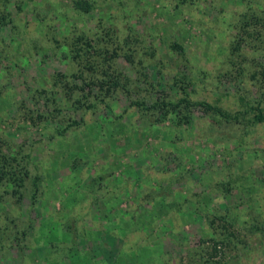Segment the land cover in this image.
<instances>
[{
	"label": "rangeland",
	"instance_id": "1",
	"mask_svg": "<svg viewBox=\"0 0 264 264\" xmlns=\"http://www.w3.org/2000/svg\"><path fill=\"white\" fill-rule=\"evenodd\" d=\"M85 1L0 0V264H264V0Z\"/></svg>",
	"mask_w": 264,
	"mask_h": 264
},
{
	"label": "trees",
	"instance_id": "2",
	"mask_svg": "<svg viewBox=\"0 0 264 264\" xmlns=\"http://www.w3.org/2000/svg\"><path fill=\"white\" fill-rule=\"evenodd\" d=\"M75 7L82 10V11L87 12L90 9V4L88 2H86L85 0H75ZM103 85L105 86L106 84H101L102 87H103ZM183 100L186 101V103H188L189 105L192 104V102L190 100H186V99H183ZM205 105H206V109L212 110V111L220 114L221 116H223L225 118H234V119L238 118L239 112L231 114V113H228V112L222 110L219 107H216V106H213V105H210L207 103ZM251 112H252V119L255 122H264V109L259 108L257 106H255V107L252 106ZM34 185H36L35 181H34ZM23 234L26 235L25 233H23Z\"/></svg>",
	"mask_w": 264,
	"mask_h": 264
}]
</instances>
